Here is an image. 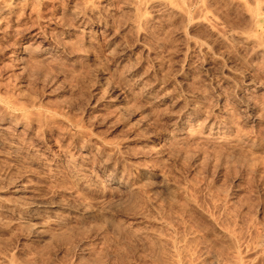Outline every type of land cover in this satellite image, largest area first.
<instances>
[{
    "label": "rangeland",
    "instance_id": "374dc122",
    "mask_svg": "<svg viewBox=\"0 0 264 264\" xmlns=\"http://www.w3.org/2000/svg\"><path fill=\"white\" fill-rule=\"evenodd\" d=\"M31 1L28 0L25 4L15 1L14 3L16 5L13 3V7L11 6L7 13L2 14L3 17L0 21L3 22L0 23L2 25V30L5 33L9 32L7 36L1 38L2 40L0 39V96L3 95V98H7L10 95L8 99H15L14 97H16V99L13 100L16 104L19 100L21 101L17 106L14 105L11 107V119L8 120V125L6 124L8 134L0 132V187H2L0 188V195L3 194L1 198L5 200L10 197L9 187L12 186L13 183L15 184L16 180V183L23 181L31 185L34 194L39 195L44 200L54 203H56V201L60 202L61 200L63 202L64 199V201L69 200L71 202L73 198L74 201L72 200L71 203H75L79 198H86V201H92L95 196V198L98 199L96 200L97 204L101 205L102 208H109L108 211L112 213V217H110L111 221L106 225L100 221H95V219L83 221V224H81V222L80 225H78V229L75 230L77 231L76 233L74 231L71 233L68 229L66 231V228L58 229L55 225L47 223L44 227L46 236H44L43 239H37L31 236L30 226L23 224L19 225L18 223L9 224L6 222L8 216L0 211V224L3 223L0 226V264H213V261L214 264H264V243H262L263 245H257L260 246L257 247V238H255V236L260 234L259 232L264 233V230H259L264 223V119L254 125H250V122L241 121V119L232 113L231 122L237 124L239 128L243 130L242 132L248 134L256 144V147L250 152H241L243 155H241V161L231 162L230 160L229 162V160L226 161L224 159H222V161L218 159L217 156L214 157V159L211 158L209 161L207 152L204 150L205 148L201 146L196 148V145L192 142H189L187 144L188 146H183L184 148L173 145V153L169 154V157L162 156L157 158L152 152L156 148L155 145L157 146V143L159 142L160 144L161 142L157 136L159 132L155 133V128L159 124H161L162 128H165L166 119L160 118L158 123H156L157 125L154 124L155 122L153 123L152 120L154 121V118L157 119V115L153 107L148 105V98L135 97V101L131 98L132 100L130 99L128 104H126L127 102L124 103L122 101L119 91L124 90L127 94H130V90L131 92L134 89L137 91L135 82L133 81V75L139 74L140 72L143 75L146 74L145 77L147 76L145 81L146 86L148 84L146 82H149L150 85V82H160L166 78V75L167 77L172 75L169 73L174 72V70L172 71L173 68H171L174 67V61L180 62L182 60L178 50L183 40L182 34H180L177 29L174 33L175 28H172L170 31L168 30L169 32L165 33L166 40L164 46L160 48L156 47V54L153 55L149 53L150 56H143L140 58V50L138 51L139 48L135 40L138 37L140 40H145L146 38L144 34L135 35V31L133 28H130V24L125 20L128 19L129 12L123 10L120 4L121 0H117L116 5H118V9H122L123 11H117L115 16L117 26L120 27L119 37L115 42L118 43V45L121 44L123 40H128L127 42L129 44L132 43L129 49H126L122 53H125L123 57L114 53L111 55L107 53L105 55L98 53L97 59L95 58V60H89L90 57L86 58V56L75 58V60H68L67 57L61 54L50 53L46 50L45 54L49 55L47 59L48 62H43L42 64L36 62V64L34 61L32 62L33 65L30 63V67L35 70L32 71L30 69L28 73L25 74L22 72V74L21 70L17 71V65L14 63L12 55V53L16 52L18 42L25 45L27 44L29 50L31 49L29 55L34 58L37 52L43 48L42 46L45 45L48 48L52 45L50 43L54 41L64 43L68 40L67 43H71L77 41L81 42L83 39V34L79 31V26H77L78 22L75 21L71 11L73 5L79 0ZM204 2L207 10L213 8L212 10L218 13H225L226 11V13H229V16H233L232 13H234V10L238 9L236 5H232V7L231 3L229 4V0H204ZM29 3L31 5H29ZM209 5L213 6L210 7ZM158 9L159 11L157 10L155 13L147 9V18L149 19L145 27H148L147 29L151 33L153 31V33L158 31L156 27H160L159 22L163 24L169 23L164 27H180L181 22L179 17L174 16L173 13L168 14V12H165V14L164 10H162L163 13H160L161 9ZM231 18L233 19V17ZM56 20H61L69 24L74 30L71 29L72 32H70L67 37H63L55 28ZM45 27L46 29H44ZM191 27H200L197 31L204 32V27L208 26L199 24ZM36 30L48 34V38L50 39L48 45L44 44L40 39H35L30 36V33ZM194 30L195 29H193V31ZM177 32L180 35H178ZM125 37L126 39H124ZM99 40L98 43L93 42L92 45L94 44L93 46H97L100 44L102 41L101 39ZM220 47L215 50V57L206 53L205 55H198L196 52H193L192 54L189 53L191 55L188 57V62L186 61L190 66V70L187 72V75L189 74L188 77L187 75L185 76V79L187 77L185 84L181 86L182 100L180 106L186 109L188 103L198 101L197 111H193L194 113L190 114L191 117L187 120L186 128H183V130L187 129L194 137L208 132L207 125L209 126V124L206 125V122L211 116L213 117V114H216L218 106L216 104H218L219 100L222 102V99H220L222 97L220 96H225L227 92L225 89L227 88L226 90H228L229 88L228 84L224 82L226 76L230 78L229 69L232 67L236 68V79L238 80H241L243 72L246 71L252 72L258 70V73L264 75V71L261 72L263 70V62L261 59L247 57V55H245V50L239 52L233 50L225 51L223 46ZM96 48H98V46ZM117 51H119V49ZM152 57H156L158 60L159 64H156L159 66L158 69H156V65H154V62L151 60ZM132 62L135 63L132 65ZM48 63L50 70L45 66L48 65ZM134 64L136 65L134 66ZM12 65L15 66L12 67ZM32 66H35V68ZM202 66L207 70L205 75H203L204 77L200 75L201 69L204 68ZM130 68H133V75L127 71ZM160 70H162L161 73ZM122 73L126 75L123 77ZM52 76L54 78H51ZM237 76L241 77L238 78ZM113 77L115 80H118L115 81ZM194 77L196 79H194ZM124 78L127 79L124 80ZM46 79L48 82H46ZM19 80L24 81L23 87L21 88L22 90H18V87H16ZM215 87L217 89H215ZM245 88V86L239 85L236 88L234 87L233 90L235 94H241L248 98L250 97L251 99L249 98V100H252L251 102L256 104L258 112L264 111L263 92H261V90L258 91L257 93L259 95L255 92H251L252 94L243 93L242 89L244 90ZM154 89H152V92L154 94L156 92L157 95L160 89ZM19 92H22V96H20L21 94ZM6 94L8 96H5ZM95 96L99 98L98 101L100 100L99 102L101 104L95 105L97 108H100V110H97L94 105H91L95 98H97ZM187 96L191 98L189 101V97ZM110 97H112L113 100L110 104L106 103L104 99L106 100ZM29 101L32 103L34 102V105L37 107V109H32L31 113H29L31 117L35 118L36 115L39 117L41 116L39 115L41 111L44 112L57 107L54 110H61L57 111L60 119H66L67 122H79V126L81 125V128L85 132L91 133L92 136L94 135L98 140L100 137V139H105V141L108 140L107 142L110 141L109 143L115 140L113 143L124 151L119 150L118 153L114 154V157H119L110 158L109 161L118 163V161L121 162L120 160L125 158L127 161L129 159L128 162L134 164L139 162V165L141 163V166L145 165L144 167L148 169L151 168L150 170H157L159 172L162 170L164 174L166 173L165 175L168 179L172 181L173 185L179 186L178 184H180V187L186 189V194H188L187 198L183 199L181 196L175 197L170 203L172 207L168 205L169 208L163 205L162 208L157 205L158 207L156 210L158 209V212L149 207V201L147 200L151 198L145 197L141 189L126 192L123 198H127H125V200L123 199L121 202L117 201V189H111L107 186V181H105L107 175L103 176L98 171L101 165L100 163L108 157L99 159V150L94 147H87V152L80 150L79 147L83 144L82 139L84 137L82 135L75 136L72 133L70 134V131H67V126H64L66 124L63 121L57 120L60 123L56 121V123L54 122L55 124H52L44 117H39L41 121L36 117L38 120L35 122L36 126H32L29 121L30 115H28V119L25 118L24 120V117L20 114V109H18L21 105L28 108L30 105ZM102 104H105V106ZM115 106H119L118 108L120 109ZM163 107L159 106V109H167V107ZM0 112L2 113L1 110ZM1 113L0 116L3 115ZM239 120L240 122H238ZM161 121L162 123H160ZM188 123L190 124L188 125ZM140 132L147 134V146H145L147 144L146 142L144 145L140 146L134 141L123 142V138L136 136L135 134ZM116 140L118 142H116ZM99 141L96 142L100 144ZM9 142H12L13 145H10ZM178 147L180 150H178ZM149 148H152L151 151ZM176 150L178 151L176 152ZM61 151L63 152L61 165L57 163L54 166V155H57V153ZM181 151L184 154H180ZM245 154L247 155L245 156ZM175 155L177 156L174 159ZM44 164L46 166H44ZM87 164L89 167L88 170L90 171L89 173L87 172V175L84 177V182L86 181L85 184L87 186L90 184L91 187L89 186V189L83 185L84 182L76 183V180L74 181L72 177L73 172L74 174L80 173L82 167ZM48 165L53 167H49ZM50 168H53L51 172L48 170ZM69 172H72V174L69 175ZM109 175L110 174H108V176ZM96 192H99L97 193L98 195H96ZM47 197L51 199L48 200ZM193 202L194 205L197 206V209L192 207ZM140 211H144L148 215V221L144 222V224L134 223L126 218L127 215L131 216L135 212ZM65 212V210H58L57 215L59 217L60 215L61 217H66ZM209 219H211V221ZM212 221L221 230L229 233L231 236V240H229L234 242L213 235ZM5 225L7 226L5 227ZM152 232L157 233L158 236L160 235V239L159 237H151ZM82 250H87V252L81 255L80 252ZM257 250L259 252H257ZM204 254L213 258H204ZM235 256L237 257L235 258ZM208 261L210 262L208 263Z\"/></svg>",
    "mask_w": 264,
    "mask_h": 264
},
{
    "label": "bare ground",
    "instance_id": "6f19581e",
    "mask_svg": "<svg viewBox=\"0 0 264 264\" xmlns=\"http://www.w3.org/2000/svg\"><path fill=\"white\" fill-rule=\"evenodd\" d=\"M15 1H17V2L19 1V3L23 2L24 4L28 2V0H0V21L2 20V17H3L2 14L7 13ZM29 1H31V0H29ZM230 3H231V6L232 5L238 6V9L234 10V13H232L233 16H229V13H226V11H225V13H218V12H215L214 10H212L213 8H209V10H207V7L205 6L206 4H205L204 0H121V3H120L121 8L123 10H126L129 12V17H128V19H125V20H127L128 23L130 24V26H131L130 28H133L136 36L139 34H144V36L146 38L145 40L144 39L140 40V39H138L139 38L138 37L135 40L136 44L139 48L138 51L140 50V52H139L140 58L143 56H146V57L150 56L149 53H152L153 55L156 54L157 52L155 49L164 46L165 40H166L165 33L172 30V28L173 29L175 28L174 33L176 32V29H177V31L180 34H182V37H183L180 49H178L179 55L182 57V60L180 62H178L177 60H176L177 62L174 61V64H173L174 67H171V68H173L172 71L174 70V72L169 73L172 75L168 74L169 76L167 77V75L165 74L166 78L164 80H161L160 82H157V81L150 82L151 83L150 85H149V82H146V83H148L146 86L145 81L147 79L146 78L147 76L145 77V75H146L145 72H144L145 75L141 74V72L139 74L133 75L132 74V73H134L133 68H130L127 71H128V73H131L134 76L133 81L135 82V88L137 89V91H135V89H134L131 92V90H130V94L125 93L124 90L119 91L120 92L119 95L121 96L122 101L124 103L127 102L126 104H128V101L131 98H133V101H135L134 100L135 97L148 98V102H147L148 105H150V107H153V109L155 110V113L157 115V116L155 115L157 117V119L154 118V121L151 119L153 123L155 122L154 124L158 123L160 118L166 119L165 128H162L161 124H159L156 128L154 127L156 129L155 133L159 132V135H157V136L159 137L158 139H160V142H161L160 144H159V142L158 143L156 142L157 146L155 145L156 148L152 152L155 154L154 156H157V158L162 157V156H168L169 154L173 153V149H174V147H172L173 145H175L176 147L180 146L182 148L183 146H186L189 142H192L194 145H196V148L199 146H201L202 148H205L204 150H206V152H207V156H208L209 161L211 160V158L214 159V157L217 156V158L220 160L224 159L226 161L229 160V162H230V160H231V162H238L240 159H242V156H243L241 152H243V151L250 152L254 147H256V144L254 143L253 139L248 134H245L244 132H242L243 130L240 129L237 124L231 122L232 121L231 117H232V113H234L239 119H241V121L243 120V121L250 122V125H254L257 122H260V121H262V119H264V111L262 110V111L258 112V108H257L256 104L254 102H251L252 100L251 101L249 100L250 97L248 98V97H245L241 94H235V91L233 90L234 87L236 88L239 85H243L246 87L244 90L242 89L243 93H251V92L257 93L258 91L261 90V92H263V94H264V77H263L264 75H261L260 73H258L257 72L258 70L257 71L255 70L252 72H249V71L243 72L242 77L237 76L238 78L241 77V80H238V79H236V73H237L236 68L232 67L231 69H229L230 78L227 76H226V78H224V82H226L225 84H228L229 88H228V90H226L227 88L226 89L224 88L225 91H227V92L225 93V96H220L222 98L219 97L220 99H222V102H221V100H219L218 104H216L219 106V108L217 106L216 114H213V117L211 116V118H209L206 122V125L209 124V126L207 125L208 132H206L205 134H203V133L199 134L198 133L199 135L194 137V135L190 134V132L187 129L183 130V128L187 125V120H189L191 117L190 114L194 113L198 109V106H197L198 101L197 102L192 101L191 103H188L186 109H183V107L180 106V102L182 100V94H181L182 93V87L181 86H183L185 84L187 77L189 75V74L187 75V72L190 70V66L187 63L188 62L187 60H188V57L193 52H196L198 55H202V54L205 55V53H206V54H210L211 56L215 57V55H214L215 50L219 49L220 46H223L225 51L233 50V51L239 52L241 50H245V55H247V57L253 58V59L259 58L262 60L263 70L261 72L264 71V0H229V4ZM116 4H117V0H79V1H77L73 5V7L71 8V11L73 13V17H74L75 21L78 22L77 26H79V31L83 34L82 41L81 42L77 41V42L67 43L68 42V40H67L64 43H61L58 41L57 42L54 41L53 43H50L49 42L50 39L48 38L47 33H44L43 31H39V30L33 31L32 33H30L31 37H33L35 39H40L46 45H48V43H50L52 45L49 44L50 46L48 48L45 45L42 46L43 48H41L39 51L37 50L38 52H37L36 56L33 58V57H30V55H29V51L31 49L29 50V47L27 46V44L25 45V44H21L18 42L17 46L15 45L16 46V52H14L12 50L14 52V53H12L14 60L13 59L12 60L17 65L16 66L17 71L21 70V73L24 72L26 74L30 71V69L32 71L35 70V69L33 70L30 67L31 66L30 63H32L34 61H35V63L37 62V63H41V64L43 62H48L47 59L49 58V55L45 54L46 50L49 51L50 53L61 54L65 57H67L68 60L69 59L75 60V58H78V57L82 58V56H86V58L90 57V59L88 58L89 60H91V59L95 60V58L97 59L98 53L102 54V55H105L106 53L111 55L114 53V54H118L119 56L123 57L125 55V53L124 54H122V53L126 49H129L130 44H132V43L129 44L127 42L128 40L127 41L123 40V42L122 43L120 42L121 44L118 45V43L115 42L116 39L119 37L118 34L120 32V27L117 26V23L115 21V16H116L117 11L122 10V9H118V5H116ZM29 5H31V4L29 3ZM211 6H213V5H211ZM158 8L161 9L160 13H163L162 10H164V13L165 12H168V14L173 13L174 16L179 17L180 22H181L180 27H164V26H167L169 23L163 24V23L159 22L160 27H156L158 29V31L157 32L155 31V33H153L154 32L153 31L151 33L147 29L148 27H145L147 22H148V19H149V18H147L148 17L147 16V9H150L151 11H153L155 13L157 10L159 11ZM232 9H234V8H232ZM161 15H163V14H161ZM231 17H233V19ZM54 20H55V18H54ZM0 23H3V22H0ZM55 24H56V27L55 26L54 27L56 28L57 32L62 34L63 37L64 36L67 37V35H69V33L72 32L71 29H73V28L70 27L69 24H67L61 20H56ZM71 24H73V23H71ZM199 24H205L208 27H204V32L203 31L202 32L197 31V29H199L200 27H191V26H194V25L196 26ZM1 26L2 25L0 24V39L3 38L4 36H7V33H9L7 31H6L7 33H5L2 30ZM44 29H46V27ZM193 29H195L196 31L195 30L193 31ZM57 32H56V34H57ZM178 32H177V34L180 35ZM55 37H57V36H55ZM99 39H101L102 42L100 44H98L97 45L98 48H96L97 46H93L94 44L92 45V43L93 42L98 43V41H100ZM124 39H126V37ZM58 40H60V39H58ZM61 41H63V40H61ZM179 45H180V43H179ZM11 47H13V46H11ZM116 47H118V48H116ZM118 49H119V51H117ZM220 49H221V47H220ZM224 49H223V51H224ZM136 51H137V49H136ZM223 51H222V53H223ZM189 53H191V54H189ZM50 56H51V54H50ZM126 57H127V55H126ZM62 59H63V57H62ZM100 60H101V58H100ZM132 60H130V61H132ZM151 60L154 62V65L159 64L156 57H152ZM200 61H201V59H200ZM135 62H132V65ZM14 63H12V64H14ZM96 63H99V62H96ZM32 65H33V63H32ZM135 65L136 64H134V66ZM157 65L155 66L156 69H158V67H159ZM14 66L15 65H12V67H14ZM45 66H47L49 68V63H48V65H45ZM184 66H185V68H184ZM32 67L35 68V66H32ZM41 67H42V65H41ZM202 67H204V66H202ZM208 67H210V66H208ZM52 68H54V67H52ZM92 69H93V67H92ZM49 70H50V68H49ZM96 70H99V69H96ZM52 71H54V70H52ZM146 71H148V70H146ZM161 71L162 70H160V73H161ZM97 72H99V71H97ZM136 72H138V71H136ZM202 72H204V73H202ZM205 72H207V70L204 67L201 69L200 75H202V76L205 75ZM15 73L17 74L16 71H15ZM125 75H126L125 73H124V75L122 73L123 77ZM136 75H137V77H136ZM147 75H148V73H147ZM182 75H183V77H182ZM186 75H187V77L185 79ZM14 76H16V75H14ZM80 76H81V74H80ZM112 76H115V75H112ZM177 76H178V78H177ZM22 78H23V76H22ZM51 78H54V77L52 76ZM14 79H15V77H14ZM125 79H127V78H124V80ZM194 79H196V78L194 77ZM114 80H115V78H114ZM116 80H118V79H116ZM78 81H80V80H78ZM122 81H123V78H122ZM23 82H24L23 80L18 81L17 86H16V87H18V90H22L21 88L23 87ZM46 82H48V80ZM113 86H114V83H113ZM122 87H123V85H122ZM154 88L160 89V92L158 93L159 95L158 94L156 95L155 91H154L155 94L152 92L153 91L152 89H154ZM125 89H127V88H125ZM215 89H217V88L215 87ZM17 93H18V91H17ZM191 93H193V92H191ZM221 93H224V92H221ZM5 96H8V95L6 94ZM20 96H22V94ZM246 96H248V95H246ZM8 97L3 98V95L0 96V110L2 111V113L1 112L0 113L3 114L2 116H0V132H2L4 134L5 133L8 134L7 122H8V120L11 119V114H12L11 107L14 105L17 106L18 103L21 102L19 100V98L17 97L19 102H17V104H16V103H14L15 101L13 102V100H15L16 97H14L15 99H10V98L8 99ZM95 97H97V96H95ZM187 97H189V96H187ZM111 98L112 97L107 98L106 100L104 99V101L106 103L110 104L111 101L113 100V98L112 99ZM199 98H200V96H199ZM98 99H99L98 97L95 98L94 102L92 104L91 103L90 104L94 105V107H96L97 110H100V108H97V106H95V105L100 103L99 102L100 100L98 101ZM190 99L191 98L189 97L188 101ZM29 103H30V105L28 108L24 107L22 105L18 108V109H20V114L22 117H24V120H25V118L28 119V115H30L29 113H31L32 109L33 110L37 109V107L34 105V102L32 103L31 101H29ZM35 104H36V102H35ZM105 104H102V105L105 106ZM124 106H125V104H124ZM159 106L167 107V109L162 110L160 108L161 109L160 110ZM259 106H261V105H259ZM115 107L118 108L119 106L118 107L115 106ZM43 108H45V107H43ZM55 108H57V107H55ZM148 108H149V106H148ZM207 108H204V109H207ZM47 109H48V107H47ZM54 109L51 108V110H46L44 112L41 111L39 113V115H41V116H39V117L40 118H42V117L46 118L47 121L51 122L52 124H55L57 120L65 122L66 125H64V126H67V129H68L67 131H70V134L72 133L75 136H81L82 135L84 137L82 139L83 144L81 145L78 143L79 145H81L79 147L80 150L86 151L87 147H92V148L94 147V148L99 150V152H98L99 159L103 158V157L104 158L108 157L106 160L102 161L101 163L99 161H97L101 164V165L99 164L100 167H99V169L98 168L97 169L103 176L107 175L105 177V181H107V186H109L111 189H117V192H116V194L118 196L117 201L121 202L123 199L125 200V198H127V197L123 198V196L125 195L126 192H129V191L131 192L135 189H141L142 193L145 195V197H147L149 199L151 198L150 200H147V199L146 200L149 201V207L155 211L158 206L162 207V205L167 206L169 208V206H171L170 203L177 196H179V197L181 196L183 199L187 198L188 194H186L187 193L186 189H184V187H180L181 185L178 183H176V184H178L179 186L173 185L172 181H170L168 179V177L165 175L166 173L164 174L163 173L164 171H162V170H160V172L157 170H150L151 168L148 169V168L144 167L145 165L141 166V163L139 165L138 161H137L138 163L134 164V163L128 162L129 159L127 161V160H125V158L120 160L121 162L118 161V163L115 161H109V159L113 158L114 154L118 153L119 150H123V149H119L118 146L113 143L115 140L112 143H109L110 141L107 142L108 140L105 141V139L104 140L100 139L101 138L100 137L99 138L100 141H99L97 139V137H94V135L92 136L91 133H88L87 131L85 132L81 128V125L79 126V124H78L79 122L77 123V122L69 121V120H68L69 122H67L66 119H60V116H59L57 111H61V110L57 109V111H56ZM118 109H120V108H118ZM173 109H175V110H173ZM114 110H116V109H114ZM61 114H62V112H61ZM155 116H153V117H155ZM198 116H199V114H198ZM36 117H37V115H36ZM36 117L34 118V117H31V115L29 116V118H30L29 121H30L32 126L35 125V122L37 120ZM39 117H37V118H39ZM40 118L38 120H40ZM72 120H74V119H72ZM147 120H149V119H147ZM238 122H240V120ZM58 123H60V122H58ZM160 123H162V121ZM40 124H41V122H40ZM46 124H48V123H46ZM52 124H50V125H52ZM189 124L190 123H188V125ZM20 125H21V123H20ZM152 129H153V127H152ZM190 131H191V129H190ZM143 132H144V130H143ZM143 132L137 133V134H135L136 136H133V137L129 136L130 138L123 136V137H125V138H123V142L134 141L136 144H138V146L144 145L145 142L147 141V139H146L147 134H145L146 130H145V133H143ZM95 135H96V133H95ZM96 141H99L100 144H98V142H96ZM119 141H120V139H119ZM12 142H9L10 145H13ZM116 142H118V141L116 140ZM132 145H134V144H132ZM147 145H148V143L145 146H147ZM141 148H142V146H141ZM145 148H147V147H145ZM149 149L151 151L152 148H149ZM178 150H180L179 147H178ZM178 150H176V152ZM46 151H49V150H46ZM61 152L57 153V155H54V159H55V161L53 162L54 166L57 163H59L61 165V162L63 160L62 159L63 158V152L62 153ZM86 152H85V154H86ZM245 152H243V153H245ZM42 153H41V155H42ZM181 153H183V152L181 151L180 154ZM246 155L247 154H245V156ZM44 156H42V157H44ZM176 156L177 155L174 156V159ZM118 157H116V158H118ZM163 158H161V159H163ZM181 158H183V157H181ZM179 159H180V157H179ZM44 161L46 163L45 158H44ZM132 162H134V161H132ZM220 164H221V162H220ZM217 165H219V164H217ZM44 166H46V165L44 164ZM49 167H53V166H49ZM88 169H89V167L87 164V165L82 167V170H81L82 172L81 171H80V173L75 172L76 174H74V172H73V174H72V172H69L68 174L69 175L72 174V177L74 178V181L76 180V183L77 182H84V177L87 175V172L89 173V171H90ZM48 170L51 172L53 170V168H50ZM108 174H110V175L108 176ZM19 180H21V179H19ZM16 182H17V180H16ZM16 182H15V184L13 183L12 186L9 187L10 188V194H9L10 197L9 198L3 200L1 198V196L3 194L0 195V211L4 212L6 214V216H8V218L6 219L7 223H9V224L18 223L19 225L23 224V225L30 226L31 236L34 238L43 239L44 236H46L45 231H44V227L46 226L47 223L55 225L56 227H58V229L59 228H61V229L66 228V231L68 229L69 231H71V233H72V231H74L76 233L77 231H75V230L78 229V225H80L81 222H82L81 224H83V221H87V220L91 221L92 219H95V221L96 220L100 221L104 225L108 224V222L111 221L110 217H112V213L108 211L109 208L108 209H107V207L102 208L101 205L97 204L96 200H98V199L95 198V196H94L92 201L90 199H88L90 201H86L87 200L86 198H83V199L82 198L81 199L76 198L78 200L77 201L75 200L76 201L75 203L74 202L71 203L72 200L74 199L73 198V199H71V202L69 200L64 201L65 200L64 199L63 202L61 200L60 202L56 201V203H54L51 201L44 200L39 195L34 194L32 191L31 185H29L23 181L18 182V183H16ZM85 182L83 185H85V187L89 189L91 187L90 184H89V186H90L89 187L85 184ZM78 185H79V183H78ZM0 188H2V187H0ZM91 189H93V188H91ZM135 191H137V190H135ZM139 192H141V191H139ZM97 193H99V192H96V195H98ZM73 195H75V194H73ZM49 199H51V198H48V200ZM111 199H113V198H111ZM114 200H116V199H114ZM58 201H59V199H58ZM108 201H106V202H108ZM101 203H103V202H101ZM173 203H175V202H173ZM147 205H148V203H147ZM192 207L197 209V206L194 205V202L192 204ZM110 208L113 209L112 207H110ZM58 210L59 211L65 210L66 211L65 212L66 217H63V216L61 217V215L59 217L57 215ZM143 212L142 211L135 212L131 216L127 215L126 218L130 219L134 223L144 224V222L148 221V215L145 212L144 213ZM60 214H61V212H60ZM209 220L211 221V219H209ZM213 220H216V219H213ZM2 224H0V226ZM212 224H213V235H215L217 237L225 238L227 240H229V239L231 240V236L229 233L221 230L213 221H212ZM260 224H262V223H260ZM6 226L7 225H5V227ZM81 226H83V225H81ZM261 226L262 227L259 230L262 231V230H264V223ZM79 228H81V227H79ZM256 231L258 232L257 228H256ZM143 233H146V232H143ZM259 233L260 234L257 235L258 237L255 236V238H257V243H258V244H256V246L264 243V233L263 232H259ZM261 233H263V234H261ZM151 235H152L151 237H156V238L159 237V239H160V235L158 236L157 233L152 232ZM230 242H234V241H230ZM254 243H256V242H254ZM74 244H77V243H74ZM79 244H81V243H79ZM253 247H254V245H253ZM257 247H260V246H257ZM252 250H253V248H252ZM86 252H87V250H82L80 253H81V255H84ZM257 252H259V251L257 250ZM173 255H174V253H173ZM235 255H237V254H235ZM199 256H200V254H199ZM212 256H214V255H212ZM203 257L208 258L209 256H206L204 254ZM214 257H216V256H214ZM236 257L237 256H235V258ZM209 258H213V257H209ZM209 262L210 261H208V263ZM212 263L214 264V261Z\"/></svg>",
    "mask_w": 264,
    "mask_h": 264
}]
</instances>
